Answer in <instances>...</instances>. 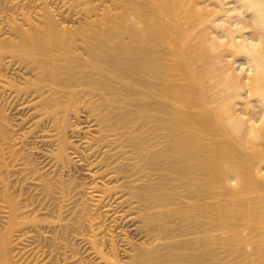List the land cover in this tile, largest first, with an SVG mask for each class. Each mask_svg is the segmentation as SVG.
<instances>
[{"label": "bare ground", "instance_id": "obj_1", "mask_svg": "<svg viewBox=\"0 0 264 264\" xmlns=\"http://www.w3.org/2000/svg\"><path fill=\"white\" fill-rule=\"evenodd\" d=\"M91 263L264 264V0H0V264Z\"/></svg>", "mask_w": 264, "mask_h": 264}, {"label": "rangeland", "instance_id": "obj_2", "mask_svg": "<svg viewBox=\"0 0 264 264\" xmlns=\"http://www.w3.org/2000/svg\"><path fill=\"white\" fill-rule=\"evenodd\" d=\"M247 21H249L250 23H251V21L249 20V19H247ZM247 23L246 22V24H247V29H246V33H247V35H251L252 36V34H253V31H254V29H253V27L251 26L252 25V23H251V25H250V23ZM203 28V26L202 25H199L197 28H196V30L194 31V34L197 32V30L198 29H202ZM6 34H5V32H3V33H1V37H3V36H5ZM226 54V53H225ZM208 56V55H207ZM209 57H212V62H214V57H215V53H213V52H211L210 51V54H209ZM208 57V58H209ZM211 59V58H210ZM236 60H238V61H236V67L238 66V67H240L241 66V64H242V62H245V59H244V57H242L241 55H238L237 56V59ZM241 63V64H240ZM199 67L201 68L202 67V63L200 64L199 63ZM206 70V66L204 67V71ZM202 84H203V90H205L206 91V95L211 99V98H214V97H219L220 95V93L221 92H223V89H224V85L220 82V77L219 76H216V77H210V76H207L206 74H204L203 75V77H202ZM245 97V96H244ZM239 107L241 106V104L240 105H238ZM7 113H8V115H9V117H10V120H15V121H13V122H17L16 120H17V118L16 117H18V116H15V114H12V112L10 113L9 111H7ZM12 117H13V119H12ZM19 119V118H18ZM12 122V121H11ZM222 136V134L220 133V131L219 130H216V129H214L213 131H211L209 134H208V137H207V141H213V140H215V139H217V138H220ZM31 141H33V140H31ZM32 144H33V142H31ZM156 172H158V173H161V171L160 170H156ZM77 173V172H76ZM79 173V172H78ZM78 173H77V180H80V182H86V181H88L87 179H86V175L87 174H85V172H83V171H80V173H82V174H80V175H78ZM68 175V173H66V176ZM76 175V174H75ZM78 176H80V177H78ZM68 177V176H67ZM224 197V200L225 201H232V202H234L235 201V198L236 197H234V196H232V195H225V196H223ZM75 240V239H74ZM139 241H141L142 239H138ZM76 241V242H75ZM75 241H73L74 243H75V245L74 246H76V249H77V245H78V248L80 249V250H78V252L79 251H81V253H84L85 254V252H84V250H83V248H82V246H81V244L79 243L80 242V240L79 239H77V240H75ZM83 254V255H84ZM80 256H82V254H80ZM85 256V255H84ZM83 256V258H84V260L85 259H87V260H89L88 258H85ZM92 264V263H91Z\"/></svg>", "mask_w": 264, "mask_h": 264}]
</instances>
